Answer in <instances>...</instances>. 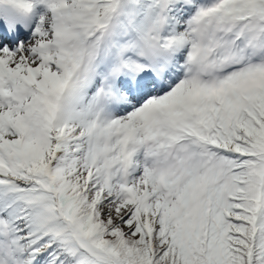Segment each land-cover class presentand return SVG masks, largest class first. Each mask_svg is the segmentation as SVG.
<instances>
[{"label":"snow or ice","instance_id":"1","mask_svg":"<svg viewBox=\"0 0 264 264\" xmlns=\"http://www.w3.org/2000/svg\"><path fill=\"white\" fill-rule=\"evenodd\" d=\"M0 264H264V0H0Z\"/></svg>","mask_w":264,"mask_h":264}]
</instances>
